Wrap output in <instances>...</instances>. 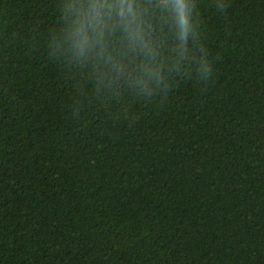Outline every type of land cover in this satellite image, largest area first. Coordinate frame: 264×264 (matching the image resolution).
<instances>
[{
  "label": "trees",
  "instance_id": "trees-1",
  "mask_svg": "<svg viewBox=\"0 0 264 264\" xmlns=\"http://www.w3.org/2000/svg\"><path fill=\"white\" fill-rule=\"evenodd\" d=\"M183 2L0 0V264H264V0Z\"/></svg>",
  "mask_w": 264,
  "mask_h": 264
},
{
  "label": "clouds",
  "instance_id": "clouds-1",
  "mask_svg": "<svg viewBox=\"0 0 264 264\" xmlns=\"http://www.w3.org/2000/svg\"><path fill=\"white\" fill-rule=\"evenodd\" d=\"M176 10L175 15L178 18V24L183 30L182 35L186 34L189 29L188 17H187V9L183 2V0H176ZM105 7L103 4H93L91 5V9L82 10L80 16L78 18L79 22L73 26L72 36H73V46L80 49H87L92 40H98L102 37V33L97 31L96 36L92 37L90 40L87 29L89 27L94 30L97 29V24L95 20L99 19V9ZM91 11V15L85 16V12ZM120 15L125 16L131 14V6L129 5L127 8L123 7V4L120 7Z\"/></svg>",
  "mask_w": 264,
  "mask_h": 264
}]
</instances>
